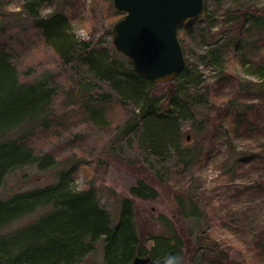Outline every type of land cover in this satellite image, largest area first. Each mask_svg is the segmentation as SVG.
I'll return each mask as SVG.
<instances>
[{"label":"rangeland","instance_id":"374dc122","mask_svg":"<svg viewBox=\"0 0 264 264\" xmlns=\"http://www.w3.org/2000/svg\"><path fill=\"white\" fill-rule=\"evenodd\" d=\"M204 1V18L178 35L190 69L182 91L168 83H155L149 90L158 99L160 113L183 92L204 110L210 107L208 94L221 82L220 112L238 113L239 119L231 121L227 115L215 136L203 116L181 114L176 122L178 144L167 140L163 147L153 148L141 141L142 124L129 133L121 129L139 123V102L125 98L111 82L93 78L86 63L69 64L59 58L23 10L28 0H0V48L8 54L18 82L54 91L46 123L25 136L26 146L56 163L44 172L34 166L13 172L0 187V199L49 185L58 172L69 171L74 190L98 189L100 204L115 224L119 200L132 198L129 189L142 181L156 192L155 199L132 198L145 240L141 244L149 255L155 243L146 239L155 233L166 234L169 246L177 237L183 240L181 252L169 264H264V245L258 254L248 244L264 228V0ZM35 3L37 18L66 14L69 35L79 48L126 70V57L113 49L110 37L112 25L124 15L111 0ZM235 122L240 132L248 126L250 136L227 134ZM180 199H185L183 214L177 210ZM43 212L6 230L21 228ZM153 257L161 262L166 255ZM83 264H104L101 248Z\"/></svg>","mask_w":264,"mask_h":264},{"label":"trees","instance_id":"16d2710c","mask_svg":"<svg viewBox=\"0 0 264 264\" xmlns=\"http://www.w3.org/2000/svg\"><path fill=\"white\" fill-rule=\"evenodd\" d=\"M35 1L39 0H28L23 10L35 20V26L42 30L45 42L59 58L69 64L86 63L93 78L111 82L125 98L140 103L139 123H127L121 129L129 133L142 124V142H147L153 148L163 147L167 140L178 144L180 137L176 122L181 114L203 116L210 133L215 136L222 131L221 122L227 115H230L231 121L239 119L238 113L220 112L217 90L221 88V82L208 94V109L195 106L192 97L183 92L166 103L165 113L158 112V99L149 90L155 83L139 77L133 71L129 59L125 58L127 68L121 71L114 65L107 64L103 57H96L90 50L79 48L69 35V17L64 13H56L46 19L37 18L33 12ZM73 3L77 4L75 1ZM189 76L190 69L185 64L183 70L168 84H177V91L181 92L180 86ZM261 76L264 78V75ZM53 98L54 91L49 87L20 84L8 54L4 48H0V187L7 176L24 167L34 166L44 172L55 166V160L51 156L34 155L25 141V136L31 134L34 128L46 123ZM168 107L171 110L168 111ZM212 111L214 114L211 118ZM234 124L235 127L226 132L231 137L239 133L250 136L252 133L248 126L245 125L240 132L236 122ZM211 149L202 154V159L208 156ZM188 154L185 160H188ZM237 164L238 162L234 165V172ZM68 178L69 171H60L55 182L49 185L17 191L5 200L0 199V264H83L99 248L104 264H131L136 256H149V264H161L154 259V254L156 257H163L173 251L175 259L181 252L183 240L177 237L174 245L169 246L170 239L166 234L149 235L146 241L155 243L150 255L142 247L141 242L145 240L141 238L132 198L155 199L156 192L152 187L142 181L132 186L129 189L132 198L119 200V215L113 224L111 214L100 204L98 189L90 187L74 190L70 187ZM256 188H261V185ZM184 200L180 199L177 203V210L181 214V203ZM39 210L44 212L33 222L16 230H6L14 222ZM248 244L255 253L260 254L264 245V228Z\"/></svg>","mask_w":264,"mask_h":264},{"label":"water","instance_id":"95a60500","mask_svg":"<svg viewBox=\"0 0 264 264\" xmlns=\"http://www.w3.org/2000/svg\"><path fill=\"white\" fill-rule=\"evenodd\" d=\"M123 17L110 30L113 49L129 59L133 71L150 83L173 81L185 66L179 31L205 16L204 0H111ZM189 140V137L186 138ZM174 258L169 251L161 264ZM136 256L131 264H149Z\"/></svg>","mask_w":264,"mask_h":264}]
</instances>
